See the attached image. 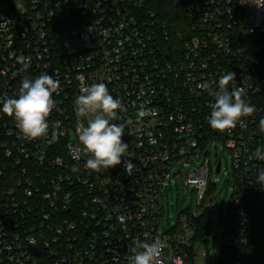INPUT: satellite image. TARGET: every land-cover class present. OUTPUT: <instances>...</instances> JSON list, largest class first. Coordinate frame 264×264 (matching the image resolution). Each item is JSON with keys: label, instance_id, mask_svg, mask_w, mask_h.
<instances>
[{"label": "built area", "instance_id": "1", "mask_svg": "<svg viewBox=\"0 0 264 264\" xmlns=\"http://www.w3.org/2000/svg\"><path fill=\"white\" fill-rule=\"evenodd\" d=\"M154 2L0 0V99L16 98L24 76L60 81L46 138H23L0 112V264H128L136 242L153 239L164 245L161 264H195L196 220L213 206L185 212L162 230L157 205L180 175L173 168L186 162L196 164L188 181L204 200L220 162L223 169L222 157L214 161L210 152L214 143L232 154L235 189L219 264H261L227 250L248 251L254 214L264 209L257 182L264 161L255 157L264 149V7L255 0H186L188 31L173 46ZM230 71L229 88L241 89L256 112L219 132L208 123L214 99L198 85L215 88ZM93 83H105L124 104L115 122L132 120L122 137L130 157L99 172L85 167L78 129L87 119L75 104L82 86ZM141 107L147 115L137 120ZM53 131L58 139L49 142Z\"/></svg>", "mask_w": 264, "mask_h": 264}, {"label": "clouds", "instance_id": "2", "mask_svg": "<svg viewBox=\"0 0 264 264\" xmlns=\"http://www.w3.org/2000/svg\"><path fill=\"white\" fill-rule=\"evenodd\" d=\"M244 3H249L245 0ZM257 7H264V0H255ZM23 69L28 65L20 57ZM235 80L234 72L221 75L216 82H205L198 87L206 90L213 97L208 123L213 130L224 132L234 129L238 123L243 124V118L252 116L256 112L254 105L243 99V92L238 88H229ZM60 89V81L52 75L40 74L35 79L22 77L16 98L0 99V112L14 119L23 138L36 140L46 138L49 133L48 118L56 107L53 94ZM76 115L87 119L86 126L78 129V140L82 151L89 156L85 167L99 172L114 168L122 163V157H130L128 143L123 142L125 128L132 123L129 119L125 123H118L120 113L126 111L121 99L113 97L105 83L84 85L81 94L76 98ZM147 115L143 107L137 113V120ZM259 130L264 133V118L259 122ZM59 133L53 131L51 140L58 139ZM255 157L264 161V149L257 148ZM135 165L129 160L125 171L131 174ZM73 168V171H76ZM257 182L264 186V169L257 173ZM163 243L159 239L137 241L128 256V264H161L160 257Z\"/></svg>", "mask_w": 264, "mask_h": 264}, {"label": "rangeland", "instance_id": "3", "mask_svg": "<svg viewBox=\"0 0 264 264\" xmlns=\"http://www.w3.org/2000/svg\"><path fill=\"white\" fill-rule=\"evenodd\" d=\"M186 25V32L188 31ZM210 152L214 161L221 156L223 169L221 173H212L211 185L205 194L204 200L200 198L199 191L189 183L188 176L193 172L195 162H186L176 165L173 168L175 174L180 171V175L175 177L173 188H169L160 198L157 210L162 220V230H169L174 226L179 217L185 212H193L196 215L212 208V233L203 234L193 241V262L195 264H219L225 255V227L228 218L229 204L234 193V167L230 150L222 144L214 143L210 146ZM204 154L199 157L202 161ZM230 254H236V259L243 263L252 261V255L244 249L233 248L227 250ZM226 252V253H227Z\"/></svg>", "mask_w": 264, "mask_h": 264}, {"label": "trees", "instance_id": "4", "mask_svg": "<svg viewBox=\"0 0 264 264\" xmlns=\"http://www.w3.org/2000/svg\"><path fill=\"white\" fill-rule=\"evenodd\" d=\"M186 0H155L154 6L159 18L169 26L173 46L179 43L180 36H186L188 18L185 12ZM198 237L206 234L211 225V212L197 218ZM251 255L264 264V209L254 214V242L247 248Z\"/></svg>", "mask_w": 264, "mask_h": 264}, {"label": "water", "instance_id": "5", "mask_svg": "<svg viewBox=\"0 0 264 264\" xmlns=\"http://www.w3.org/2000/svg\"><path fill=\"white\" fill-rule=\"evenodd\" d=\"M221 165H222V163L220 162L219 165H218V169H217L218 173H220V171H221Z\"/></svg>", "mask_w": 264, "mask_h": 264}]
</instances>
